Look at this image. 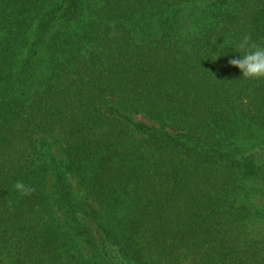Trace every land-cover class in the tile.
I'll list each match as a JSON object with an SVG mask.
<instances>
[{
    "label": "trees",
    "instance_id": "obj_1",
    "mask_svg": "<svg viewBox=\"0 0 264 264\" xmlns=\"http://www.w3.org/2000/svg\"><path fill=\"white\" fill-rule=\"evenodd\" d=\"M0 264H264V0H0Z\"/></svg>",
    "mask_w": 264,
    "mask_h": 264
}]
</instances>
